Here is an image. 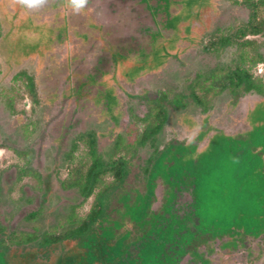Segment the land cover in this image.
I'll use <instances>...</instances> for the list:
<instances>
[{"label": "rangeland", "instance_id": "obj_1", "mask_svg": "<svg viewBox=\"0 0 264 264\" xmlns=\"http://www.w3.org/2000/svg\"><path fill=\"white\" fill-rule=\"evenodd\" d=\"M47 1L50 3L44 5L46 8L28 10L15 0H0L2 6L9 7L3 13L0 10V112H5L7 118L2 117L9 126L0 139L7 136L13 142L18 140L19 146L15 150L23 158H31L28 165L38 168L45 177L49 176L54 190L58 191L61 182L79 162L66 160L74 137V140L77 136L81 138L75 156L88 151L84 140L92 141L89 132L92 129L97 131L96 138L102 151L112 147L106 158L118 159L121 152L126 151L125 148L132 151L135 148L132 141L137 116L147 114L148 127H151L157 108L164 110L169 112V117L157 135L158 141L155 145L149 142L141 147L138 154L141 158L150 159V173L144 186H148L150 179L159 177L156 180L157 200L154 207L163 204L165 190L169 194L167 196H171L168 192L171 189L166 187L167 180L176 174L178 168H182L186 176L191 173L192 177L183 182L193 180L197 184L199 180L202 183L200 194L207 199L203 207L207 213V225H215L216 219L221 221H216L219 228L213 226L218 231L212 233L213 238L218 239L225 233L229 238H240L246 232L250 234V229L261 223V217L256 216V206L260 199H264V134L253 137V126L261 121L258 119L260 109L264 108V96L253 91L235 95L225 90L214 94L210 106L205 109L199 104L201 96L198 93L202 81H207L211 75L229 71L236 66L241 54L253 51L233 44L218 50L205 48L214 32L227 37L238 22L246 21L250 10L244 0H98L103 5V15H95L89 20L82 12L76 13L73 9L65 17L62 9H55L58 7L57 0ZM96 1L92 0L93 3ZM98 8L97 5L99 12ZM166 9L171 13L170 17L174 13L181 15L180 22H184L182 34L188 33L189 24V33L197 37L179 38L171 45L163 43L173 37L170 32L175 31V36L182 35L170 28L168 32L164 31L167 38L158 35L156 23L150 16L152 13L157 21L162 22ZM194 18L197 20L193 23ZM90 32H93L94 38ZM256 39L264 56V33ZM156 40L167 45L169 55L165 63L164 56L157 55L155 51L153 56L158 65L161 62L162 65L152 71L145 63L146 59L140 58L143 52L150 51L140 50L142 47L148 49L149 43H156ZM118 53L130 56L133 71L137 72L142 66L141 70L145 73L135 75L131 82L117 77L116 71L126 67L121 66ZM69 54L73 57L79 55L80 59L72 61L70 57L72 62L69 63ZM258 69L264 74V62L259 64ZM91 74L96 76L97 81L92 80L94 75ZM89 76L90 81L87 80ZM80 83L90 84L87 89L91 95L86 98L83 109L75 112L76 98L63 93L68 94L71 86ZM111 83L114 87L109 86ZM194 87H197L198 94ZM117 109L123 111L124 116L121 112L117 113ZM20 111L23 120L19 123L15 116ZM70 113L73 115L70 116ZM16 123L19 124L16 126ZM139 124L142 127V123ZM64 125L71 130H67L69 135H65ZM0 135H3L1 131ZM116 146H121L123 151H116ZM32 147L36 149L34 156ZM154 147H158V151ZM115 153L118 155L114 156ZM2 155L5 159L3 165L20 160L15 152L5 151ZM161 159L164 163H158ZM131 160L128 156L124 162L129 168L134 160L139 161L136 158ZM170 161L172 170L167 166ZM23 169L25 173L26 168ZM29 180V175L25 176V182ZM128 181L135 184L133 176ZM124 188L131 187L126 183L120 184L118 190ZM150 188L151 185L147 187L148 190ZM65 194L68 195V192ZM74 195H77L76 192ZM92 199L78 208L80 214L89 209ZM3 208L10 209L8 206ZM31 209L32 206L28 207L24 213ZM236 211H250L248 229L243 225L242 233L238 232L240 224L233 217ZM56 216L53 213L46 218L53 224ZM46 222L41 221L42 224ZM252 241L253 256L249 260L246 259L245 248L220 251L222 242L219 240L214 242L215 251L210 258L216 264H264V245H259L264 241V235ZM232 242L236 243L231 240L230 244ZM41 252L44 250L41 249Z\"/></svg>", "mask_w": 264, "mask_h": 264}, {"label": "trees", "instance_id": "obj_2", "mask_svg": "<svg viewBox=\"0 0 264 264\" xmlns=\"http://www.w3.org/2000/svg\"><path fill=\"white\" fill-rule=\"evenodd\" d=\"M244 3L250 10L248 20L238 22L235 29L227 37L224 34L214 32L211 34L212 37L205 48L206 50H214L233 44L234 46H240L244 50L250 48L253 51L241 54L236 66L230 68L229 71L211 75L207 81H202L198 88L200 89L198 93L201 96L199 104L205 109L210 106L211 97L214 94H219L225 90H229L235 95L240 92L253 91L264 96V74H261L258 69L259 64L264 62V56L259 51L260 43L256 37H247L248 35L264 33V0H244ZM166 10L169 16L171 13L168 12V9ZM171 17L168 25L177 28L181 15L174 13ZM196 20L194 18L193 23ZM190 26L189 24L187 25L188 33H184L185 35L182 34L181 29H176V32L182 35H173V37L167 38L163 43L171 45L179 38L197 37L189 33L191 31ZM57 40L60 41V39ZM64 40L67 41L68 39ZM163 43L156 40V43H151V53H142L140 58L146 59L147 62L145 63L149 65V70H156L159 66L161 68L162 65V62L161 65H158L155 56H153L155 51L157 55L161 54L164 56L163 60L165 63L168 60L169 53L167 51L169 50L167 45ZM118 55L122 60L121 66L128 67L129 71L125 70L126 67L124 70H117V77L119 76L120 79L131 82L137 75L145 73V71L141 70L142 66L139 67L137 72L133 71L134 67H131L133 60L130 59L129 55L122 53H118ZM70 57L72 61L80 59L79 55L73 57V55L69 54V63L72 62ZM116 74L114 72V75ZM90 77H86L88 81L91 80ZM91 78L97 81L95 75ZM112 83L109 86H113ZM88 85L90 84H81L80 89L76 85L71 86V90L68 89V94L63 93V95L76 98L74 111L81 109L84 102L87 101L86 98L91 95L87 89ZM29 87L31 86L29 85ZM194 88H196L195 92L198 94L197 87ZM114 90L115 92L117 91V89ZM54 97L55 101L57 94ZM116 112L123 113L119 109ZM260 115L258 120L261 121L253 126L255 129L254 133H256H253V137H260L264 134V108L260 109ZM153 117L152 122L154 124L148 127L149 117L147 114L143 117L137 116L138 119L135 122L137 127L135 128L134 126L135 138L132 141L135 148L133 151L128 150V148L123 151L122 145L120 148L116 146V151H123L118 159L115 157L106 158L108 151L112 150V147L106 152L100 149L98 145L99 139L96 138V130L91 129L89 131L91 132L92 141L89 143V141L85 142L84 140L89 149L78 157L75 156V151L78 150V140H81V138L79 136L75 140V137L73 138L71 150L66 153L68 158L66 160H78L79 162L69 171L64 187L76 188L83 201L80 199L74 205L72 204V212L67 221L61 217L60 221L57 222L58 224H51L52 226L49 228H40V233L33 232L37 233V235H32V232H27L24 235V243L38 239L36 236L39 237V244L44 252L38 264H216L212 262L210 255L215 251L213 244L217 240L222 242L220 251L227 250L232 252L239 248H245L246 259L249 260L253 256V247L250 244L253 242L252 239L260 238L264 235V199H260L256 206V216L261 217V223L253 224L256 228L250 229V234H247V232L246 234H239L240 238L235 236V239L225 236L228 233L223 234L218 239L213 238L214 235L212 233H218L213 226L218 227L216 221H221L216 219L214 221L215 225H207V213L203 210L207 199L200 194L201 189H203L202 183L199 180L197 184L193 180L191 182H183L185 179L188 180L187 178L190 179L192 177H190L191 173L186 176L182 168H178L179 170H177L176 174L170 176L167 180L166 187L171 189L168 191L171 192V196H167L169 194L165 190L163 204L158 208L154 207V203L157 200L155 193L156 180L159 177L150 179L147 184L148 186L151 185L150 190L147 189L148 186H144L147 175L150 173L148 164L150 159L141 158L138 154L139 149L141 147L144 148L149 142L153 145L156 144V141H158L157 135L167 122L169 112L166 113L164 110H158L157 108ZM139 123H142V127H139ZM62 128L65 130L68 126L64 125ZM154 148L155 151H158V147ZM124 152H126V155ZM115 155H118V153H115ZM128 156L130 161H132L131 158L139 160H134L130 168L124 164ZM164 159L159 160L158 163H164ZM24 161L26 175L41 176V172L37 168H32V166L28 165L31 162V158H24ZM87 163L89 164L86 165ZM171 163L172 161L167 165L169 168ZM170 169L172 170V167ZM159 175L155 174L154 176ZM132 176L135 178V184L132 182L129 184L128 179ZM138 182H141L140 186H137ZM125 183L131 188L118 190L119 185ZM164 183L166 184V181ZM186 183L187 185H185ZM90 198L93 199L89 209L80 214L78 208L86 204V201ZM249 214L250 211L248 213L235 212L233 217L240 224L237 229L238 232L242 233L244 231L243 225L247 228ZM35 217H37L36 211L30 218L34 219ZM66 224L70 226L65 227ZM212 229L214 230L212 231ZM246 237L249 239H246ZM224 238H227V240H223ZM231 240L236 243L232 242L233 244H230ZM263 242L259 245H264ZM69 247H71L70 260L66 259L67 256L60 255V252L63 254V251ZM74 249H76L75 253ZM185 260L186 263L184 262Z\"/></svg>", "mask_w": 264, "mask_h": 264}, {"label": "flooded vegetation", "instance_id": "obj_3", "mask_svg": "<svg viewBox=\"0 0 264 264\" xmlns=\"http://www.w3.org/2000/svg\"><path fill=\"white\" fill-rule=\"evenodd\" d=\"M49 3L50 2L47 1V4ZM88 4L90 5L86 6V8L82 11V14L87 16V20H89L90 17L93 19L95 15H103V5L102 3H100V1L97 0L93 3L92 0H89ZM57 5L58 7H55V9H62L65 17H67L68 11L72 9L67 0H57ZM97 5L99 7V12L96 10ZM8 6H10V4ZM7 8L9 7H4L0 4V10L2 13ZM44 8H46V6H44ZM150 17L153 18L154 23H156L155 27L157 28L156 30L158 32V35L163 39L167 38V36H165V32H168L169 28L176 30V28L168 25V21L171 17L168 16L167 13L165 15V19L162 22H160L159 20L157 21L152 13ZM248 18L246 19V21L248 20ZM179 23L180 25L178 29L183 28L184 22ZM90 24L91 23L88 24V27ZM149 29L150 28H148V30ZM174 32H170V34H172L171 36L174 35ZM92 34L93 32H90V36ZM261 35L262 34L248 35L247 37L258 38ZM145 44H147V42ZM149 45L150 46L148 49L142 47L140 51H151V42L149 43ZM126 50L129 51V49ZM36 85H39V81H37ZM21 112L22 111H20L15 116V120H17V122H19V120H23V115L21 114ZM0 114V131L3 133V135L0 136H4L5 129L7 132V128H9V126L7 121L2 117L4 116L5 118H7L5 112L2 111L0 112ZM70 114L72 115V113ZM124 114L125 113H122L123 116ZM19 123H16V126ZM67 130L68 128L64 130L66 131L65 135L70 134L67 132ZM18 142V140L14 142L9 140L7 136L5 139H0V264H38L41 256L43 257V252H41V246L38 240L39 237L36 236L38 239H34L27 243H24V235L27 234V232L40 233V228H49L53 224H58L57 222L60 221L61 217H63V219L67 221L69 215L71 214L72 204H75L80 199H82L83 201V198L79 196V191L77 192L76 188L64 187V182L66 179H68V176L61 182L58 191L54 190L53 185L51 184L49 179L50 177H45L42 172L40 177H38L37 175H29L30 180L28 181V183H26L25 176L27 175L23 172V167L25 168V161L23 156L15 150L19 146ZM1 151H3V153ZM5 151H11L13 153L15 152L16 156L18 155L20 157V160L16 163L15 161H8L7 165H3V161H5V159H2V154H4ZM32 152L34 156L36 149L33 147ZM33 156L32 158H34ZM31 178L33 179V181H31ZM65 192H68V195H66ZM75 192L77 195L73 196V193L75 194ZM72 197H74V199H72ZM6 206L10 207V209L3 208ZM30 206H32V209L28 210V212L25 214L24 212L27 211L28 207ZM35 211L37 212V217H35L34 219L30 218L32 214L35 213ZM52 211L57 216L56 222L51 225V223H49L48 221L49 219H47L46 216L53 214ZM64 211H66V213H63ZM42 220H47V222L45 224H42ZM68 226L70 225L66 224L65 227ZM37 233H33L32 235H37ZM70 250L71 247L65 249L63 251V254L60 252V255H65V257L67 256L66 259L70 260Z\"/></svg>", "mask_w": 264, "mask_h": 264}, {"label": "clouds", "instance_id": "obj_4", "mask_svg": "<svg viewBox=\"0 0 264 264\" xmlns=\"http://www.w3.org/2000/svg\"><path fill=\"white\" fill-rule=\"evenodd\" d=\"M67 2L74 12L80 13L86 8L89 0H67ZM15 3L28 9H36L44 6L47 0H15Z\"/></svg>", "mask_w": 264, "mask_h": 264}]
</instances>
